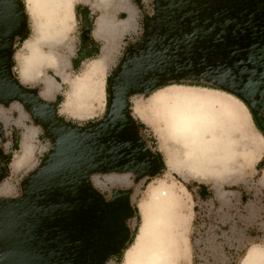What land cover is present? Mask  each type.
Wrapping results in <instances>:
<instances>
[{"label": "rangeland", "instance_id": "374dc122", "mask_svg": "<svg viewBox=\"0 0 264 264\" xmlns=\"http://www.w3.org/2000/svg\"><path fill=\"white\" fill-rule=\"evenodd\" d=\"M23 2L24 31L13 44L16 80L37 90L69 125L86 128L104 120L110 80L127 53L158 22L164 1L110 0L107 8L109 4L99 0H75L71 28L58 42L44 44V55L40 50L35 60L26 49V41L34 35L32 0ZM168 2L169 7L186 6L185 0ZM246 2V8L226 6L220 28L213 25L215 17L208 19L206 42H196L201 45L192 54V64L182 66L180 82L185 84L129 97L138 134L133 152L140 156L144 148L154 172L91 173L90 193L79 192L92 207H81L83 220L89 221L76 233L81 243L70 246L61 228L39 233L41 243L51 238L53 249L78 255L80 263L105 258L102 264H150L152 253L164 243L170 246L165 254L172 264H195V253L199 264H264V58L245 47L250 43L246 33L264 16V0ZM256 6L261 13L252 11ZM104 16L106 29L95 33L98 18ZM229 50L236 53L235 60L217 59L225 62L227 70H210V58L202 59L217 52L232 56ZM47 54L54 64L51 57L44 59ZM24 55L29 56L22 73ZM192 117L198 120L194 129L199 132L179 133L180 121ZM53 143L21 102L0 103L1 201L24 198L26 180L41 168ZM162 191L169 197H163ZM157 196L159 202L171 198V209L163 216L156 211Z\"/></svg>", "mask_w": 264, "mask_h": 264}, {"label": "water", "instance_id": "95a60500", "mask_svg": "<svg viewBox=\"0 0 264 264\" xmlns=\"http://www.w3.org/2000/svg\"><path fill=\"white\" fill-rule=\"evenodd\" d=\"M163 1L158 22L127 53L112 78L108 114L97 124L79 128L59 119L52 104L43 100L37 90L24 88L14 77L13 44L24 26L14 16V6L0 0V103L21 102L54 142L41 168L26 180L24 198L0 200V264H102L106 260L89 257L80 263L78 255L68 256L53 249L51 238L41 243L39 233L50 234L54 228H61L70 246L79 239L76 233L89 222L83 220L81 207L85 204L92 208L84 203L79 192L90 193L87 177L91 173L130 169L139 174L154 172L153 160L144 154V148L140 156L133 152L138 134L129 110V97L153 91L166 82L180 81L185 70L182 66L192 64L201 45L198 43L207 40L208 19L215 17L213 25L220 28V17L231 5L229 0H216L215 6V0H201L199 5L185 0L186 6L169 7V0ZM238 4L240 8L248 7L246 0L232 1L231 7ZM252 11L261 13L257 6ZM255 23L256 27L246 33L250 43L245 47L248 53L264 58V16H259ZM229 51L232 56L217 52L203 55L202 59L210 58V70H227L225 62L219 63L217 59L235 60L236 53Z\"/></svg>", "mask_w": 264, "mask_h": 264}, {"label": "bare ground", "instance_id": "6f19581e", "mask_svg": "<svg viewBox=\"0 0 264 264\" xmlns=\"http://www.w3.org/2000/svg\"><path fill=\"white\" fill-rule=\"evenodd\" d=\"M100 2H102L104 5H108L110 3V0H100ZM74 3L75 0H32L33 7L31 8V16L33 20L34 35L31 40L26 41V49L29 55L33 54L32 56L34 60L36 56L35 54L39 53V51L42 50L44 44L49 41L58 42L60 39H63L62 37L64 36V31L67 32L71 28L73 13L72 6L74 5ZM106 16L102 17L99 20L97 33L101 30L106 29ZM44 53L45 50H42L41 54L44 55ZM28 56L20 59L22 73H24V70L26 68V58ZM44 59H49L50 62L54 64V59H52V56L50 54H47ZM163 97L164 96L161 95V98ZM143 119L147 121L146 117L144 116ZM198 125V120L194 117L188 120L184 119L180 121L178 125V132L184 133L189 136L191 134L193 135L199 132V130L194 129L195 127H199ZM170 158L174 164L176 162L175 155L172 154V157ZM161 193L163 197H169L168 193H166L165 191H162ZM155 200L158 201L155 204L156 211L162 216L167 214L169 209H171V198H168L165 202H159L160 199L157 196ZM159 223L160 220L158 221V224ZM179 225H182V219L180 220ZM158 247L161 250H156L152 253L149 263L172 264L173 261L168 258V254L167 256L165 254L168 253V250L166 248H169L170 246L168 244L159 243Z\"/></svg>", "mask_w": 264, "mask_h": 264}, {"label": "trees", "instance_id": "16d2710c", "mask_svg": "<svg viewBox=\"0 0 264 264\" xmlns=\"http://www.w3.org/2000/svg\"><path fill=\"white\" fill-rule=\"evenodd\" d=\"M22 3L24 4L23 0H22ZM25 38H26V36H24L22 40H25ZM111 81H112V79L110 80V84H111ZM183 84H185V83H182V82H180V81L166 82V83L163 84L162 86H160V87L156 88L155 90H153V92H154V91H157V90H160V89H162V88H164V87H167V86H171V85H183ZM190 85H191V84H190ZM157 158H158V160H159L161 166H164V164H163V160L161 159V156H160L159 154H157ZM262 163H264V159L262 160L261 164H262ZM201 189H202L203 191H206L205 186H201ZM195 249H196V248H195ZM194 259H195V264H199L198 255H197L196 253H195Z\"/></svg>", "mask_w": 264, "mask_h": 264}, {"label": "flooded vegetation", "instance_id": "af4514ba", "mask_svg": "<svg viewBox=\"0 0 264 264\" xmlns=\"http://www.w3.org/2000/svg\"><path fill=\"white\" fill-rule=\"evenodd\" d=\"M3 1L14 6V11H13L14 12V16L16 15V17L18 18L17 20H21L20 22L24 26V23H23L24 12H23V15L21 14V10L24 11V5L22 3V0H3ZM22 31H24V27H23ZM16 37H17V35H16ZM16 37H15V39H16Z\"/></svg>", "mask_w": 264, "mask_h": 264}, {"label": "crops", "instance_id": "0c3cea01", "mask_svg": "<svg viewBox=\"0 0 264 264\" xmlns=\"http://www.w3.org/2000/svg\"><path fill=\"white\" fill-rule=\"evenodd\" d=\"M99 2H100V0H99ZM100 4V3H99ZM110 7V4H109V6L107 7V8H109ZM105 8V7H104ZM123 10L122 11H124L125 13H127L128 14V11H126V9L123 7L122 8ZM107 16L108 17H111L109 14H107ZM99 18H101V17H99ZM99 18H98V20H99ZM113 20H112V22H114V23H116V21L114 20V18L113 17H111ZM98 20H97V22H96V29H95V33H96V31H97V29H98ZM132 26V25H131ZM130 29H132V28H128L125 32H128ZM95 37H97V35L95 36ZM97 38H101V35H98V37ZM96 38V39H97ZM98 47V46H97Z\"/></svg>", "mask_w": 264, "mask_h": 264}]
</instances>
